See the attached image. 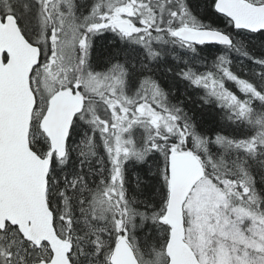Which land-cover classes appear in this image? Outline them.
<instances>
[{
	"label": "snow or ice",
	"instance_id": "obj_1",
	"mask_svg": "<svg viewBox=\"0 0 264 264\" xmlns=\"http://www.w3.org/2000/svg\"><path fill=\"white\" fill-rule=\"evenodd\" d=\"M0 264H264V0H0Z\"/></svg>",
	"mask_w": 264,
	"mask_h": 264
},
{
	"label": "trees",
	"instance_id": "obj_2",
	"mask_svg": "<svg viewBox=\"0 0 264 264\" xmlns=\"http://www.w3.org/2000/svg\"><path fill=\"white\" fill-rule=\"evenodd\" d=\"M232 87H233V89L235 88V86H234V85H232Z\"/></svg>",
	"mask_w": 264,
	"mask_h": 264
}]
</instances>
